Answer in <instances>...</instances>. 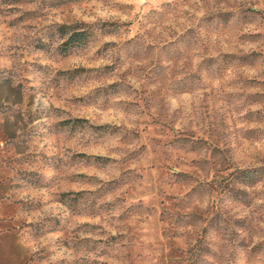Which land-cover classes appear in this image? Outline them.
I'll return each mask as SVG.
<instances>
[{
  "label": "rangeland",
  "instance_id": "obj_1",
  "mask_svg": "<svg viewBox=\"0 0 264 264\" xmlns=\"http://www.w3.org/2000/svg\"><path fill=\"white\" fill-rule=\"evenodd\" d=\"M241 170L264 0H0V264H264Z\"/></svg>",
  "mask_w": 264,
  "mask_h": 264
},
{
  "label": "trees",
  "instance_id": "obj_2",
  "mask_svg": "<svg viewBox=\"0 0 264 264\" xmlns=\"http://www.w3.org/2000/svg\"><path fill=\"white\" fill-rule=\"evenodd\" d=\"M60 32L61 34H65L68 32V29H74V25L70 24H60L59 25ZM85 34L84 30H73L71 34H69L68 38L69 39H76V40H81ZM255 171V170H254ZM253 171V172H254ZM242 177L240 180V183H242L245 186H251L257 182H259L263 178V174H252V171L249 170H241ZM236 192H243L242 190L238 189Z\"/></svg>",
  "mask_w": 264,
  "mask_h": 264
}]
</instances>
